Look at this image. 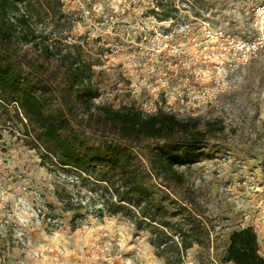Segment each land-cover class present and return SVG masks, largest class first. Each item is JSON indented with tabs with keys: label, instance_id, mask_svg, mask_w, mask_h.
<instances>
[{
	"label": "rangeland",
	"instance_id": "rangeland-1",
	"mask_svg": "<svg viewBox=\"0 0 264 264\" xmlns=\"http://www.w3.org/2000/svg\"><path fill=\"white\" fill-rule=\"evenodd\" d=\"M62 1V16L32 23L36 34L53 31V40L80 43L92 55L94 106L166 112L214 127L199 157L175 166L187 176L190 205L206 230L182 264H234L225 260L229 236L246 227L264 256V226H257L264 214V50L240 43L258 36L264 0ZM1 112L0 264H166L150 231L107 213L86 180L73 184L75 172L53 167ZM64 190L90 209L68 207L59 199Z\"/></svg>",
	"mask_w": 264,
	"mask_h": 264
},
{
	"label": "trees",
	"instance_id": "trees-1",
	"mask_svg": "<svg viewBox=\"0 0 264 264\" xmlns=\"http://www.w3.org/2000/svg\"><path fill=\"white\" fill-rule=\"evenodd\" d=\"M63 5L62 0H0L3 123L20 129L53 167L75 172L73 184L86 180L85 188L104 200L107 213L127 216L139 230L150 231V242L166 264H182L183 253L201 242L206 230L191 206L187 176L175 166L198 158L214 127L204 129L198 119L180 120L166 112L144 115L94 106L99 94L92 55L80 43L53 40V31L36 34L32 23L62 16ZM28 37L42 39L40 48L23 49L21 40ZM74 195L64 190L59 199L68 207L90 209L83 199L73 201ZM225 260L264 264L253 228L230 233Z\"/></svg>",
	"mask_w": 264,
	"mask_h": 264
},
{
	"label": "built area",
	"instance_id": "built-area-1",
	"mask_svg": "<svg viewBox=\"0 0 264 264\" xmlns=\"http://www.w3.org/2000/svg\"><path fill=\"white\" fill-rule=\"evenodd\" d=\"M256 13L261 19L259 21H256L257 24H259V34L254 39L250 40H243L241 41L242 48H246L248 51L257 53L258 51L264 50V4L258 6ZM258 192L262 191V188H258ZM260 193V194H261ZM257 226L259 228H262L264 226V214H262L261 218L259 219V222L257 223Z\"/></svg>",
	"mask_w": 264,
	"mask_h": 264
}]
</instances>
